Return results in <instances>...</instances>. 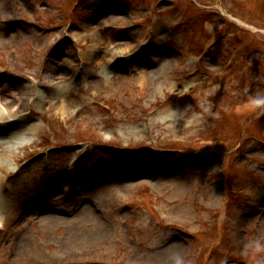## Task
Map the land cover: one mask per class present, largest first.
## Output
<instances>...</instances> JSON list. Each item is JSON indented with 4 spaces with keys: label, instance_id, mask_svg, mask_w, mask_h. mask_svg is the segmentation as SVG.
I'll return each mask as SVG.
<instances>
[{
    "label": "rangeland",
    "instance_id": "1",
    "mask_svg": "<svg viewBox=\"0 0 264 264\" xmlns=\"http://www.w3.org/2000/svg\"><path fill=\"white\" fill-rule=\"evenodd\" d=\"M0 87V264H264V0H0Z\"/></svg>",
    "mask_w": 264,
    "mask_h": 264
},
{
    "label": "bare ground",
    "instance_id": "2",
    "mask_svg": "<svg viewBox=\"0 0 264 264\" xmlns=\"http://www.w3.org/2000/svg\"><path fill=\"white\" fill-rule=\"evenodd\" d=\"M9 90H11V93H9ZM0 124H3V121H5V124L3 126H0V133H11L14 130H18L21 132H32L35 129V123H29L27 121L25 122H20L18 124V120L13 116L14 112H15V108L17 106L18 103L21 102V97L20 94L18 92H16L15 90L12 89H6L4 87H0ZM45 96V95H44ZM10 98V100H8ZM46 97H43V94L40 93L38 95V101L41 103L44 101ZM28 99V98H27ZM61 102V100H59ZM24 102V98L22 99V103ZM66 108L64 103H60L59 105V109L58 111L61 113H65L64 109ZM21 121V120H20ZM24 134V133H23ZM11 141L4 135H0V148L7 146L6 148L8 150H11V146L9 145ZM14 144L17 143H13ZM3 152V151H0ZM2 154L0 153V167L2 168ZM16 171V170H15ZM16 175H19V173H16ZM2 183H3V178L0 177V201L1 203H3V201L5 200V196L6 195V190L2 187ZM12 184V182H10ZM5 207L2 209L1 212H6L5 211ZM0 212V213H1ZM3 219L4 216L1 214L0 215V227H2L3 225Z\"/></svg>",
    "mask_w": 264,
    "mask_h": 264
}]
</instances>
